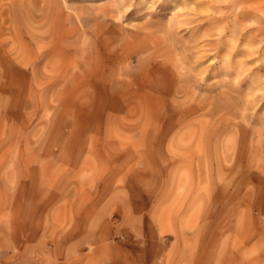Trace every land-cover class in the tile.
Instances as JSON below:
<instances>
[{
	"label": "rangeland",
	"instance_id": "1",
	"mask_svg": "<svg viewBox=\"0 0 264 264\" xmlns=\"http://www.w3.org/2000/svg\"><path fill=\"white\" fill-rule=\"evenodd\" d=\"M0 264H264V0H0Z\"/></svg>",
	"mask_w": 264,
	"mask_h": 264
},
{
	"label": "bare ground",
	"instance_id": "2",
	"mask_svg": "<svg viewBox=\"0 0 264 264\" xmlns=\"http://www.w3.org/2000/svg\"><path fill=\"white\" fill-rule=\"evenodd\" d=\"M104 15V14H103ZM96 16V15H95ZM104 18V17H103ZM68 31V30H67ZM63 41V40H62ZM58 42H59V40H58ZM123 75V74H122Z\"/></svg>",
	"mask_w": 264,
	"mask_h": 264
}]
</instances>
